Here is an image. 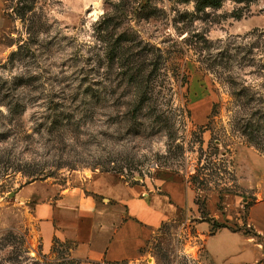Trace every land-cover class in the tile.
Here are the masks:
<instances>
[{
	"label": "rangeland",
	"instance_id": "1",
	"mask_svg": "<svg viewBox=\"0 0 264 264\" xmlns=\"http://www.w3.org/2000/svg\"><path fill=\"white\" fill-rule=\"evenodd\" d=\"M6 8L0 264H77L69 241L44 244L18 190L102 175L140 190L181 180L193 196L137 258L116 264H216L197 233L202 221L264 244L250 217L264 198V0Z\"/></svg>",
	"mask_w": 264,
	"mask_h": 264
},
{
	"label": "crops",
	"instance_id": "2",
	"mask_svg": "<svg viewBox=\"0 0 264 264\" xmlns=\"http://www.w3.org/2000/svg\"><path fill=\"white\" fill-rule=\"evenodd\" d=\"M9 26L6 0H0V35ZM18 191L44 244L49 247L53 238L69 241V255L77 264H116L137 258L165 222L194 205L181 180H160L155 190H140L102 175L63 186L33 181ZM250 217L256 233L264 235V198L251 205ZM196 226L216 264H246L257 258H263L260 264H264V244L253 242V237L226 227L213 231L207 221Z\"/></svg>",
	"mask_w": 264,
	"mask_h": 264
},
{
	"label": "trees",
	"instance_id": "3",
	"mask_svg": "<svg viewBox=\"0 0 264 264\" xmlns=\"http://www.w3.org/2000/svg\"><path fill=\"white\" fill-rule=\"evenodd\" d=\"M213 225H214V223H213ZM216 227H226V226L225 225H220V226L216 225ZM214 230H216L215 226L213 227V231Z\"/></svg>",
	"mask_w": 264,
	"mask_h": 264
},
{
	"label": "water",
	"instance_id": "4",
	"mask_svg": "<svg viewBox=\"0 0 264 264\" xmlns=\"http://www.w3.org/2000/svg\"><path fill=\"white\" fill-rule=\"evenodd\" d=\"M14 195V192L10 193V196H13Z\"/></svg>",
	"mask_w": 264,
	"mask_h": 264
}]
</instances>
